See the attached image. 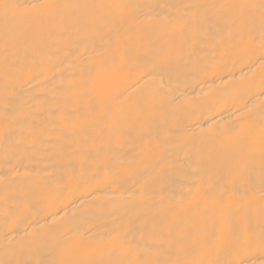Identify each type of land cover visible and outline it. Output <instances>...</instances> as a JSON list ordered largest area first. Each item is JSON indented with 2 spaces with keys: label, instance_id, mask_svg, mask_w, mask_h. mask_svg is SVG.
<instances>
[{
  "label": "bare ground",
  "instance_id": "bare-ground-1",
  "mask_svg": "<svg viewBox=\"0 0 264 264\" xmlns=\"http://www.w3.org/2000/svg\"><path fill=\"white\" fill-rule=\"evenodd\" d=\"M241 262L264 264L262 0H0V264Z\"/></svg>",
  "mask_w": 264,
  "mask_h": 264
},
{
  "label": "snow or ice",
  "instance_id": "snow-or-ice-1",
  "mask_svg": "<svg viewBox=\"0 0 264 264\" xmlns=\"http://www.w3.org/2000/svg\"><path fill=\"white\" fill-rule=\"evenodd\" d=\"M3 9L5 10V14H7V12L13 8H15V5H11V4H4L2 5ZM125 7H127L129 9V16L133 15V12L131 11L133 8H135L134 5H126ZM262 7H264V0H262ZM241 264H243V262H241Z\"/></svg>",
  "mask_w": 264,
  "mask_h": 264
}]
</instances>
